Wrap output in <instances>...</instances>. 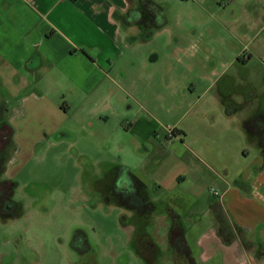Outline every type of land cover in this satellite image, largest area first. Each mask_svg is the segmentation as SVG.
I'll list each match as a JSON object with an SVG mask.
<instances>
[{
    "label": "rangeland",
    "instance_id": "1",
    "mask_svg": "<svg viewBox=\"0 0 264 264\" xmlns=\"http://www.w3.org/2000/svg\"><path fill=\"white\" fill-rule=\"evenodd\" d=\"M156 1L165 11L167 27L148 42L141 40L139 29L128 35L129 46L139 48L132 56L138 60L133 76L139 91L148 92L151 86L152 92L123 94L122 117L109 121L124 125L129 107L139 120L152 119L145 160L149 174L135 172L145 187L136 189L129 175L120 172L123 164L117 151L96 147L87 132L73 130L77 117H85L84 122L96 129L100 122L87 117L86 111L74 116L57 110L38 121L33 115H21L18 108L0 110V127L5 124L12 130L11 143L3 142L0 152V186L17 207L15 217L6 220L0 208V264H147L139 251L152 264H176L166 238L175 216L189 233L194 256L199 255V229L214 221L210 206L219 198L215 192L221 193L220 180L234 181L259 150L249 136L240 144L248 149L249 160L239 154L216 99L219 91L233 97L249 91L255 95L249 98V113L264 109V0H237L234 10L231 0ZM231 13L237 15L236 22L229 19ZM179 38L194 43L190 53L202 59L196 67L179 61ZM243 54L251 60L245 65L237 63ZM153 57L156 60L148 68L153 76L147 80L149 72L140 60ZM169 85H176L177 96L158 99L157 93L170 94ZM68 101L82 100L68 93ZM96 101L89 99L88 104ZM179 139H187L213 173L201 168ZM126 141L136 156L147 152L137 137L127 136ZM128 159L132 165L137 162ZM180 171L188 173L185 186L158 185ZM141 202L152 204L144 207L143 214L135 207ZM254 247L250 244L247 251Z\"/></svg>",
    "mask_w": 264,
    "mask_h": 264
},
{
    "label": "crops",
    "instance_id": "2",
    "mask_svg": "<svg viewBox=\"0 0 264 264\" xmlns=\"http://www.w3.org/2000/svg\"><path fill=\"white\" fill-rule=\"evenodd\" d=\"M236 1L229 2L233 10ZM137 8L138 0H0V110L10 112L18 108L21 115H33L38 121L42 115L57 110L66 114L73 112L74 116L86 111L87 117L100 122L96 129L95 124L84 122L85 117H77L73 130L87 132L91 140L89 142L96 147L113 148L123 164L119 166L120 172L133 170L131 174L139 179L137 172H149L145 160L150 153L151 135L148 134L154 127L152 119L139 120L136 112L133 113L134 109L129 107L124 125L109 123L112 118L122 117L123 94H147L153 88L150 86L148 92H140L133 76L134 64L138 60L135 61L132 56L139 48L135 44L129 46L128 35L132 29H139L138 34H142V31L135 25H128L125 17L131 9ZM229 19L236 22L238 17L231 13ZM195 34L198 36V31ZM193 44L180 38L176 43L179 61L192 62V68L196 67V61L202 60L195 52L190 53ZM245 54L238 57L237 63L245 65L251 61ZM205 58L211 60L209 55ZM154 59L140 60L144 71H150L149 64ZM152 76V72H149L144 77L150 80ZM204 78L209 79L207 75ZM171 83L176 84L175 79ZM169 86L172 87L170 94L157 93L158 99L164 101L177 96L176 85ZM206 92L200 95L201 99ZM68 93L72 98L82 101H68ZM219 94L216 103L223 109L225 126L233 134L234 140H231L237 143L235 146L239 148V154L246 161L249 160L248 149L245 145L240 146L249 136L254 137L259 150L249 167L234 177V181L220 180V196L210 206L214 221L209 227L199 229L198 256H194L188 241L189 233L181 225V241L185 243L187 251L182 250L176 264H191L190 258L195 264H264V256L261 257L264 250V154L259 137L244 130V122L264 115V109L259 107L249 113V98L255 97L249 91L237 97L231 96L226 90L219 91ZM93 98H97V101L90 107L88 100ZM226 108L234 110L231 116L226 114ZM181 133L187 137L185 131ZM130 135L137 137L140 145L147 150L143 157L136 156L132 144L127 143L126 137ZM180 142L197 159L201 168L213 173L199 151L190 148L187 139H179ZM129 157L135 162L137 160L135 165L129 163ZM188 181L187 171H180L165 180H159L158 185L185 186ZM202 182L207 185L206 180ZM215 208L222 210L226 224L219 222ZM174 219L178 220V217ZM172 224L173 219L168 226V241ZM235 227L241 228L246 240L255 244L253 250L247 251Z\"/></svg>",
    "mask_w": 264,
    "mask_h": 264
},
{
    "label": "trees",
    "instance_id": "3",
    "mask_svg": "<svg viewBox=\"0 0 264 264\" xmlns=\"http://www.w3.org/2000/svg\"><path fill=\"white\" fill-rule=\"evenodd\" d=\"M125 21L130 26H137L141 29V40L144 42L150 41L156 32L163 30L167 27L168 21L167 16L165 14L164 9L157 3L156 0H138V8L137 9H131L128 14L125 17ZM226 114L228 116H231L233 114V109L226 108ZM244 130L246 133L250 135H256L260 139V147L264 154V115H258L256 117H253L252 119L244 122ZM1 139H3L1 141ZM12 139V130L11 128L7 127L5 124H2L0 127V152L3 150V147L5 144L11 143ZM3 142H6L5 144ZM121 169V168H120ZM126 174L129 175V177L134 182L133 185L136 189L144 188L145 185L142 181H140L135 175L131 174V172H128L125 170ZM11 194L6 191L5 187L0 186V208H1V217L6 219H11L15 217L17 207L16 205L11 201ZM139 199H141L139 197ZM145 206H152L151 203L145 204L143 202L139 203L137 206L139 213L143 214L145 213ZM136 209V208H135ZM217 217L219 219L220 223L226 224V219L224 218V215L222 213V210L220 208H215ZM183 228L181 227L180 222H178L176 219H174L173 224L171 225L170 232H169V241L172 247V250L175 252L176 259L178 261L179 255L182 254V250H186L184 248V244L181 241V235L183 234ZM236 233L239 235L240 239L242 240V243L244 247L248 250L250 247V244L246 240V236L244 234V231L239 228L235 227ZM139 256H141L147 264H151L152 262L148 261L146 258H144L141 251H139ZM264 256V250H262L261 257ZM261 257L258 258V260L261 259ZM190 263L195 264L193 259L190 258Z\"/></svg>",
    "mask_w": 264,
    "mask_h": 264
},
{
    "label": "flooded vegetation",
    "instance_id": "4",
    "mask_svg": "<svg viewBox=\"0 0 264 264\" xmlns=\"http://www.w3.org/2000/svg\"><path fill=\"white\" fill-rule=\"evenodd\" d=\"M175 135V132H174V134H173V136ZM171 228V227H170ZM170 230V229H169ZM171 245V244H170ZM141 247L142 248H144V247H146V244H143V245H141ZM144 256V258H146V259H148L145 255H143Z\"/></svg>",
    "mask_w": 264,
    "mask_h": 264
},
{
    "label": "built area",
    "instance_id": "5",
    "mask_svg": "<svg viewBox=\"0 0 264 264\" xmlns=\"http://www.w3.org/2000/svg\"><path fill=\"white\" fill-rule=\"evenodd\" d=\"M215 196H217V197H218V196H220V194H218V192H215Z\"/></svg>",
    "mask_w": 264,
    "mask_h": 264
}]
</instances>
